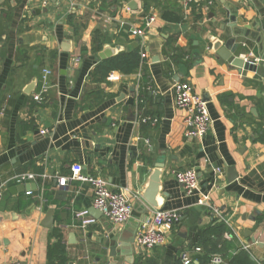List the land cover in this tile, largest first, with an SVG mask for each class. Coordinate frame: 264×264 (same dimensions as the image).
Instances as JSON below:
<instances>
[{
	"label": "crops",
	"instance_id": "obj_1",
	"mask_svg": "<svg viewBox=\"0 0 264 264\" xmlns=\"http://www.w3.org/2000/svg\"><path fill=\"white\" fill-rule=\"evenodd\" d=\"M226 10L239 26L264 25V0H195L187 9L180 0H0V264H60L56 252L49 256L55 228L65 264H181L184 250L200 264L211 248L204 240L223 244L227 258L242 253L250 264L263 263L264 78L219 61L211 49V41L223 39L218 25ZM147 16L155 18L149 28ZM132 28L145 29L139 36ZM235 42L236 55L245 46L246 57L259 62L254 41ZM104 50L111 55L102 58ZM131 52L140 57L132 72L93 74L100 62ZM45 70L48 86L35 100ZM177 81L189 82L207 104L210 125L201 137L187 134L174 101ZM155 161H164L160 209L182 218L163 229L162 245L141 253L135 232L155 208L139 191ZM74 163L103 177L109 190L125 192L133 204L128 222L111 225L98 210L88 213L95 221L85 231L77 226L76 211L93 207L91 187L74 181L64 200L55 196L56 177ZM185 168L199 177L190 193L171 172ZM26 172L37 176L15 181ZM49 209L53 223L46 227ZM103 234L118 236L114 257L100 242ZM123 248L131 255L120 254Z\"/></svg>",
	"mask_w": 264,
	"mask_h": 264
},
{
	"label": "built area",
	"instance_id": "obj_2",
	"mask_svg": "<svg viewBox=\"0 0 264 264\" xmlns=\"http://www.w3.org/2000/svg\"><path fill=\"white\" fill-rule=\"evenodd\" d=\"M194 2L195 0H180L183 9L189 8ZM154 20V16H147L145 28H149ZM144 29L132 28L131 33L133 35L141 36L144 33ZM140 56L144 58L146 55L144 52H141ZM251 62L257 64L258 59L253 58V61ZM49 74V70L44 71L42 75L41 90L33 94L35 100H39L41 93L46 90ZM173 91L175 105L177 108L184 111L183 122L187 134L191 137H201L205 135L210 125V115L206 102L187 81H177L173 85ZM139 121L153 125L157 122V119L151 116H140ZM44 132L45 131L43 130L41 131V133ZM171 172L185 192L190 193L199 186V177L193 168L172 170ZM36 176L37 174L34 172H26L15 175L14 179L17 182L25 183L33 181ZM74 181L86 183L91 187L93 207L99 209L104 214L109 224L122 225L132 218L133 204L125 192L109 190L107 181L103 177L84 172L79 163L71 165L70 173L68 175H59L56 177V185L58 188L66 187ZM1 194L2 191L0 189V196ZM26 194H32V191L28 190L26 191ZM210 211L216 216L221 215V212H219L217 208L210 207ZM75 217L77 219V226L83 231L95 221L88 215L86 210L76 211ZM181 218L182 213L178 210L154 209L151 211L146 219L139 224L135 232L134 241L138 251L143 253L156 246L162 245L165 242V232L163 229L179 222ZM193 250L199 252L200 248L194 247ZM179 260L181 264H194L193 259L187 250L181 251ZM222 263L223 259L218 254H214L211 257L209 264ZM8 264L24 263L21 261H14ZM262 264H264V261Z\"/></svg>",
	"mask_w": 264,
	"mask_h": 264
},
{
	"label": "water",
	"instance_id": "obj_3",
	"mask_svg": "<svg viewBox=\"0 0 264 264\" xmlns=\"http://www.w3.org/2000/svg\"><path fill=\"white\" fill-rule=\"evenodd\" d=\"M224 16V21H220L218 25V28L222 32L223 39L216 38L214 41H211V49L216 53L218 60L221 62H226L230 67H236L240 71L242 69L253 71L257 75L264 78V25L257 21L255 22V25H249V23H245L244 25L239 26L240 21L237 15L235 13H230L227 10ZM251 28L255 29L256 31L254 35H250ZM238 36L247 37L256 43V54L259 56V62L257 64L251 62L255 57H246L247 48L245 46L240 49L239 54H235V51L238 47V43L235 42V37ZM103 52L104 54H101L102 58H106L111 55L110 51L104 50ZM163 163L164 161L153 162V170L149 176V180L147 184L139 191V194L144 197L155 209H160L159 203L156 200V196L160 192V185L162 184L160 176L162 175V172L164 170ZM234 178V175H231L229 177V180L232 181ZM66 194L67 192L65 187L58 188V190L55 192V196L58 199L63 200L65 199ZM98 210L99 209L90 207L88 209V213L93 216H97V213H99ZM52 223V209H49L47 211L46 218L43 224L46 227H51ZM117 241L118 236L115 234H113L112 237L104 234L100 237V242L109 249V255L111 257H114L116 255ZM251 241L259 244L255 237H252ZM124 250L125 249L123 248L120 254L124 256L131 255L129 251Z\"/></svg>",
	"mask_w": 264,
	"mask_h": 264
},
{
	"label": "trees",
	"instance_id": "obj_4",
	"mask_svg": "<svg viewBox=\"0 0 264 264\" xmlns=\"http://www.w3.org/2000/svg\"><path fill=\"white\" fill-rule=\"evenodd\" d=\"M164 18H167L172 21H179L182 17L179 14L169 16L166 13L163 15ZM99 49L101 47V44L97 45ZM140 65V57L137 52H131V53H123V54H117L115 56H112L102 62H100L93 71V74L98 76L99 78H103L107 76V74L111 70H119L123 73H130L133 70L137 69ZM46 196V195H45ZM219 227L222 226V223H216ZM54 235L57 237L58 242L51 248H49V256L53 253H57L59 255L60 264H65V258L63 257V244H61L62 240V234L60 229L55 228L53 230ZM204 243L205 246L211 244V248L207 250L206 254L199 258L200 264H209L212 255L209 256L210 253L218 254L222 259L227 258V252L224 249V245H219L218 243H209V240H204V242H201L200 244ZM226 264H250V261L248 260L247 256L238 253L236 255H232L231 257L227 258Z\"/></svg>",
	"mask_w": 264,
	"mask_h": 264
}]
</instances>
